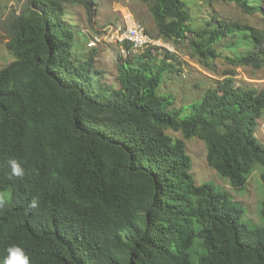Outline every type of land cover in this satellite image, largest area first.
Here are the masks:
<instances>
[{
	"label": "trees",
	"instance_id": "1",
	"mask_svg": "<svg viewBox=\"0 0 264 264\" xmlns=\"http://www.w3.org/2000/svg\"><path fill=\"white\" fill-rule=\"evenodd\" d=\"M141 1L155 30L146 33L186 44L207 70L215 45L235 31L251 48L225 58L233 70L200 99L175 108L172 94L158 92L175 57L168 51L159 61L123 44L117 85H100L97 50L82 59L80 32L64 12L80 6L92 25L94 0H24L0 20L14 58L0 69V264L12 245L31 264H264V221H244L228 194L196 185L183 140L166 133L201 140L208 167L235 190L258 169L264 219V144L255 136L264 88L233 78L235 68L263 66L264 34L213 16L193 29L182 0ZM10 159L21 162L23 178H7Z\"/></svg>",
	"mask_w": 264,
	"mask_h": 264
},
{
	"label": "rangeland",
	"instance_id": "2",
	"mask_svg": "<svg viewBox=\"0 0 264 264\" xmlns=\"http://www.w3.org/2000/svg\"><path fill=\"white\" fill-rule=\"evenodd\" d=\"M24 0H0V20L9 16L11 12H18ZM95 16L92 25L88 23L84 10L80 6L66 5L65 18L80 32L77 39L82 59L89 48H95L96 73L100 74L101 86L109 91L117 85V68L125 54L121 52L123 46L107 43L100 40L95 46L90 45L92 38L99 37L97 32H103L110 25H125L128 20L141 24L150 34L155 35L154 24L148 11V5L141 0H94ZM189 13L188 24L195 29L209 20L211 16L225 21L231 25L247 26L264 34V0H245L251 6L250 14L244 13L234 3L218 2L213 0H182ZM243 34L235 31L216 44L218 58L209 65L211 70L203 68L194 57L186 44L172 46L174 58H167L165 63L172 66L163 75L158 92L170 93L174 96V107L187 106L201 98L211 81L223 79L225 71H232L225 58L237 53L248 51L251 46ZM5 33L0 27V69L11 63L14 58L6 49ZM82 52V53H81ZM132 53V51H130ZM157 60L165 58L164 52L154 53ZM153 54V55H154ZM137 55V54H136ZM236 84H248L254 88H264V64L260 69L252 67H238L234 69ZM173 139H182L185 151L191 161V174L196 185L208 183L228 194L232 202L242 206L245 210L243 220L251 224H261L264 219L260 215V204L263 196V186L256 169L248 177L242 190L232 188L227 179L221 178L208 167L206 163V150L203 142L198 138L183 139L182 135L172 131L166 132ZM255 136L264 144V113L258 120Z\"/></svg>",
	"mask_w": 264,
	"mask_h": 264
},
{
	"label": "built area",
	"instance_id": "3",
	"mask_svg": "<svg viewBox=\"0 0 264 264\" xmlns=\"http://www.w3.org/2000/svg\"><path fill=\"white\" fill-rule=\"evenodd\" d=\"M125 25H110L108 28L103 30L101 36L94 37L90 45L94 46L103 40L107 43H113L123 46V44H128L130 51L133 53L143 52L147 49L154 52L156 51H168L169 53H175L172 48L164 43L162 40L152 38L146 33L145 28L134 21H128ZM122 48V47H121ZM123 49L121 52L126 54Z\"/></svg>",
	"mask_w": 264,
	"mask_h": 264
},
{
	"label": "clouds",
	"instance_id": "4",
	"mask_svg": "<svg viewBox=\"0 0 264 264\" xmlns=\"http://www.w3.org/2000/svg\"><path fill=\"white\" fill-rule=\"evenodd\" d=\"M157 52H163V51H157ZM153 53H156V52H153ZM136 54H142V52H138ZM8 163H9V167L11 171L7 178L9 180H12L13 178H16V179L23 178V176L25 175V169L22 167L21 162H19L16 159H10ZM6 202H7L6 198L3 195H0V208H2ZM38 206H39V201L37 199H33L29 203V208L34 209V208H37ZM7 252H8V255L4 260V264H31L29 255L20 246L12 245L7 249Z\"/></svg>",
	"mask_w": 264,
	"mask_h": 264
},
{
	"label": "crops",
	"instance_id": "5",
	"mask_svg": "<svg viewBox=\"0 0 264 264\" xmlns=\"http://www.w3.org/2000/svg\"><path fill=\"white\" fill-rule=\"evenodd\" d=\"M128 21H130V20H128Z\"/></svg>",
	"mask_w": 264,
	"mask_h": 264
}]
</instances>
